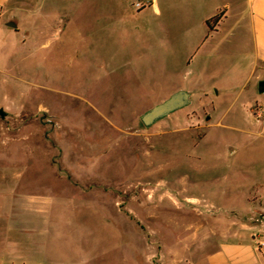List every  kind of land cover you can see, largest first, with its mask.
<instances>
[{
  "label": "rangeland",
  "instance_id": "rangeland-1",
  "mask_svg": "<svg viewBox=\"0 0 264 264\" xmlns=\"http://www.w3.org/2000/svg\"><path fill=\"white\" fill-rule=\"evenodd\" d=\"M82 3L46 49L36 28L26 37L1 17L0 247L42 228L66 263L201 264L200 245L264 241L250 228L263 217L264 94L247 107L212 92L144 129V112L210 90L236 61L149 43L133 35L140 22L102 11L112 0Z\"/></svg>",
  "mask_w": 264,
  "mask_h": 264
},
{
  "label": "crops",
  "instance_id": "crops-1",
  "mask_svg": "<svg viewBox=\"0 0 264 264\" xmlns=\"http://www.w3.org/2000/svg\"><path fill=\"white\" fill-rule=\"evenodd\" d=\"M112 1L116 7L104 6L102 11H121L130 20L140 22L132 28L133 35L146 37L149 43L199 45L192 51L213 64L218 59L234 57L236 62L230 68L216 67L223 75L212 74L210 90H184L190 95V103L194 99L199 104L197 107H204L209 93L213 92L218 100L231 99L233 104L243 100L247 107L258 105L257 96L264 94L258 92V85L264 80V0H147L148 6L141 11H136L133 4L146 0ZM82 2L84 0H0V17L7 28L23 27L26 37L29 29L36 28L43 41L41 49H46L53 43L47 38L49 35L64 34V38L70 35L66 29L74 22L76 8ZM218 14H221L220 20L209 28L207 21ZM108 17V14L102 16L103 29L110 27L107 22L112 19L108 21ZM11 22H16V27L13 28ZM217 78L226 86L216 85ZM263 205L262 197L256 208V212L263 214L262 222L252 225V232L258 226L264 228ZM46 231L41 228L28 234L13 253L8 246H1L0 264H87L82 258L67 263L55 260L59 256L49 253V243L48 249L45 248L43 234H49ZM260 240L249 236L243 241L225 240L217 241L213 246L200 245L206 255L201 264H264V249L258 248ZM22 254L24 260L19 257Z\"/></svg>",
  "mask_w": 264,
  "mask_h": 264
},
{
  "label": "water",
  "instance_id": "water-1",
  "mask_svg": "<svg viewBox=\"0 0 264 264\" xmlns=\"http://www.w3.org/2000/svg\"><path fill=\"white\" fill-rule=\"evenodd\" d=\"M13 28L14 25H11ZM258 92L264 93V80L258 85ZM190 105V95L185 91H178L167 100L150 108L139 117V122L144 129H149L159 121L169 117L171 114Z\"/></svg>",
  "mask_w": 264,
  "mask_h": 264
},
{
  "label": "built area",
  "instance_id": "built-area-1",
  "mask_svg": "<svg viewBox=\"0 0 264 264\" xmlns=\"http://www.w3.org/2000/svg\"><path fill=\"white\" fill-rule=\"evenodd\" d=\"M148 1H138L136 3L133 4V8L136 10V11H141L143 9H145L147 6H148ZM0 24H1V17H0ZM259 112H257V116H258ZM258 248L259 249H264V241L258 243Z\"/></svg>",
  "mask_w": 264,
  "mask_h": 264
},
{
  "label": "trees",
  "instance_id": "trees-1",
  "mask_svg": "<svg viewBox=\"0 0 264 264\" xmlns=\"http://www.w3.org/2000/svg\"><path fill=\"white\" fill-rule=\"evenodd\" d=\"M220 18H221V14H218L212 19H210L209 21H207L209 28H212L214 25H216L218 21L220 20Z\"/></svg>",
  "mask_w": 264,
  "mask_h": 264
}]
</instances>
